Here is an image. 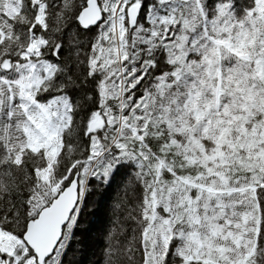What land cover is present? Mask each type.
<instances>
[{"label": "snow or ice", "instance_id": "6c2138e0", "mask_svg": "<svg viewBox=\"0 0 264 264\" xmlns=\"http://www.w3.org/2000/svg\"><path fill=\"white\" fill-rule=\"evenodd\" d=\"M264 264V0H0V264Z\"/></svg>", "mask_w": 264, "mask_h": 264}, {"label": "trees", "instance_id": "16d2710c", "mask_svg": "<svg viewBox=\"0 0 264 264\" xmlns=\"http://www.w3.org/2000/svg\"><path fill=\"white\" fill-rule=\"evenodd\" d=\"M121 195L119 187L101 189L93 195L94 208L83 219L81 228L82 251L75 257L78 264H103L105 233L112 227V205Z\"/></svg>", "mask_w": 264, "mask_h": 264}]
</instances>
